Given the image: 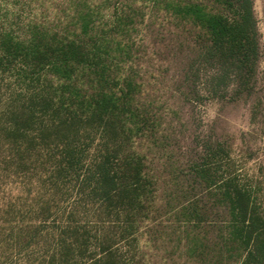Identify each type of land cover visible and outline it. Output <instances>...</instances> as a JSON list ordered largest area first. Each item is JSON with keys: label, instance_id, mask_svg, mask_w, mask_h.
Returning a JSON list of instances; mask_svg holds the SVG:
<instances>
[{"label": "trees", "instance_id": "16d2710c", "mask_svg": "<svg viewBox=\"0 0 264 264\" xmlns=\"http://www.w3.org/2000/svg\"><path fill=\"white\" fill-rule=\"evenodd\" d=\"M136 2L190 33L198 65L185 72L184 98L235 100L254 90L259 34L253 0H63L52 24L21 22L0 8V88L6 92L0 160L23 172L47 163L43 183L53 196L61 178L76 176L79 205L99 224L72 221L59 228L51 263L88 249L85 264L143 262L141 225L159 208L148 152L164 147L166 134L135 58V19L143 11ZM202 68L208 69L203 78ZM201 146V158L187 159L190 188L179 182L173 148L164 147L174 186L164 200L174 219L157 230L170 244L166 253L180 250L190 264H264L260 203L214 165L222 146ZM195 185L204 191L202 200L191 197Z\"/></svg>", "mask_w": 264, "mask_h": 264}, {"label": "rangeland", "instance_id": "374dc122", "mask_svg": "<svg viewBox=\"0 0 264 264\" xmlns=\"http://www.w3.org/2000/svg\"><path fill=\"white\" fill-rule=\"evenodd\" d=\"M62 2L0 0V8L21 22L35 19L52 24L59 16ZM140 3H135L143 10L135 19V58L148 88V99L153 101L160 128L166 134L164 147L173 148V158L180 164L179 182L190 188L185 180L187 159L201 158L202 143L212 147L219 144L223 150L214 165L222 174L232 173L239 183L250 188L264 211V0H253L259 34L254 90L251 95L235 100L205 95L197 100L184 98L180 84L185 72L190 64L198 65V61L192 60L197 54L191 35L182 26L163 20L162 13L150 10L148 3ZM207 74L208 69L202 68V78ZM5 98L6 92L0 88V104ZM164 147H153L148 152L149 169L156 180L155 207L159 208L142 223L137 249L143 258L141 264H190L180 250L167 254L169 242L162 243L158 238L157 230L167 228L174 219L173 209L164 208V200L174 187L169 180ZM50 171L47 163H38L29 171H14L0 160V264H85L89 260L92 249L81 257L50 261L54 258L55 233L59 228L72 221L99 225L91 222L90 215L86 216L79 205V178L70 175L61 178L53 196L49 194L48 183H43ZM203 194L199 185L191 190L193 199L202 200ZM183 197L180 194L179 198ZM149 231L155 234L154 239Z\"/></svg>", "mask_w": 264, "mask_h": 264}]
</instances>
